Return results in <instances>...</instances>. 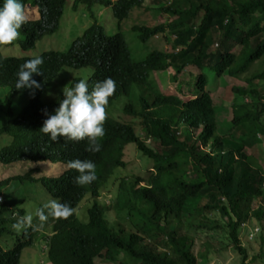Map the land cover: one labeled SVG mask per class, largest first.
<instances>
[{"label":"trees","instance_id":"1","mask_svg":"<svg viewBox=\"0 0 264 264\" xmlns=\"http://www.w3.org/2000/svg\"><path fill=\"white\" fill-rule=\"evenodd\" d=\"M171 1L158 9L159 15H170L171 22L156 27L144 21L132 25L131 30L143 43L166 32L173 36L170 51L153 50L138 63L132 62L123 34H105L96 21L93 6L110 7L121 24L135 9L144 6L145 0H75L72 9L77 11L82 5L94 23L66 52L50 50L38 55L44 61L39 66L41 74H33L32 79L41 85L40 89L15 87L20 65L35 57L0 53V88L9 89L0 102L5 122L0 126V136L11 140L0 149V164L50 162L67 167L63 173L43 178L34 177L37 169L30 170L23 176L3 180L0 186L6 187L16 180L38 182L52 199L75 209L67 219L49 216L41 222L36 216V226L22 230L14 247L4 250L0 246V264H19L23 250L41 232L49 234L45 240L51 264H98L99 259L109 264H209L206 254L197 258L194 239L184 231L188 202L198 198L208 202L201 203L195 219L198 214L207 213L225 216L230 246L241 257V264H251L239 227L250 219L257 224L264 220V176L248 162L245 151L259 142L257 132L264 134V126L259 125L264 116V70L252 71L253 65L264 58V0ZM23 4L25 9L38 13L36 19H27L22 25L16 40L27 51L59 30L68 0H23ZM216 44L222 51L213 53ZM236 45L241 46L238 55L233 53ZM205 66L211 67L210 74L197 72ZM64 68H92L90 90L97 82L112 78L117 93L109 97V109L135 116L142 135L133 126L107 115L105 135L97 141L98 152L86 150L87 139L71 141L58 137L54 142L40 132L47 114H53L59 106L63 93L50 104L43 103L41 98ZM189 70L197 72V79L187 97L172 91V95H165L149 81L154 73L161 72L177 84L183 73L191 75ZM225 73L246 83L232 89L234 127L230 132L236 136L230 135V142L217 136L211 95L218 86H211L209 81L210 75L223 77ZM133 86L140 93L136 97L140 110L135 111L128 103L117 109L119 98L130 96ZM18 94H23L28 103L15 115L10 105ZM245 98L255 104L254 110L245 105ZM141 140H150L153 147ZM129 144H134L152 162L153 171L148 167L140 180L146 188L136 189L138 175H119L127 168L125 149ZM161 150L172 154L175 162L168 165ZM75 159L95 163L94 181L85 185L75 183L78 173L67 166L68 161ZM104 192L113 195L109 204L100 201ZM221 198L226 201L221 202ZM87 201L91 204L87 221L83 222L77 211ZM110 210L118 213L116 222L110 221ZM44 211L47 213V209ZM16 215L23 216L24 210L0 205V237L12 233ZM171 218L177 220L174 228ZM219 225L213 229L206 224L203 229H222Z\"/></svg>","mask_w":264,"mask_h":264},{"label":"rangeland","instance_id":"2","mask_svg":"<svg viewBox=\"0 0 264 264\" xmlns=\"http://www.w3.org/2000/svg\"><path fill=\"white\" fill-rule=\"evenodd\" d=\"M75 0H68V4L64 9L63 17L60 22L59 30L50 36H46L38 41L35 46L27 51H23L18 41L10 46H1L0 53L3 56L11 57H36L44 51H59L66 52L71 43L77 38L81 37L84 32L94 23L90 18V13L82 5L77 11L72 9ZM154 0H145L144 6L137 8L133 11L131 17L125 20L123 23L118 24L114 19L112 9L102 6L101 4H95L93 6V12L95 13L96 21L99 25L104 27L105 33L108 36H112L118 32L123 34L131 57L134 61H142L153 50L157 51H170L172 48L173 36L166 32L159 34L158 38H152L148 43H143L138 38V35L131 30L132 25L144 21L151 27L163 25L169 23L172 17L170 15H159L158 9L161 6L170 5L171 0H161V2L153 3ZM175 1V0H174ZM147 7L149 10L144 12L143 8ZM146 9V8H145ZM26 17L29 20L36 19L38 13L34 9H25ZM238 52V50H236ZM260 68L264 70V58L253 65L252 71H258ZM190 71V70H189ZM211 73V67L205 66L197 72ZM191 75L187 72L183 73L177 84H172L169 77L161 72L153 74L158 82L159 88L162 91H172L181 96H188L189 91L195 86L197 79V72L190 71ZM93 74L92 68H84L80 70H74L71 68H64L59 75L48 85L47 90L43 94L41 100L45 104L53 103L59 94L62 93L63 87L72 82L75 78L85 79L90 81ZM152 76V77H153ZM219 78V79H218ZM210 85L218 86L213 90L212 100L213 106L216 112L217 126H221L220 135L224 136L230 127V122L233 119L232 103H233V87H244L246 83L244 80H238L225 73L223 77L216 75L209 78ZM71 84H69L70 86ZM91 86V85H90ZM9 89L4 87L0 88V102L5 98ZM249 102V100H248ZM28 99L23 94H18L14 97L12 104L10 105L11 111L17 115L20 110L26 106ZM216 107V108H215ZM218 121L220 123L218 124ZM130 122V120H128ZM3 116L0 114V126L4 125ZM260 128L259 126L257 129ZM138 133H141V129H137ZM259 133V132H258ZM262 135V134H259ZM263 136V135H262ZM264 137V136H263ZM10 138L7 136H0V149L10 143ZM246 154L249 157L252 164L259 168L264 173V140L258 144H255L251 148L246 149ZM126 161L128 166L125 171L119 175L138 177L144 174V171L152 164L148 158H143L136 150L134 144H129L126 148ZM64 164H52L50 162L43 163H17L9 166L0 164V183L3 180L15 177L23 176L30 170L37 169L34 174L35 178H43L49 176H55L63 173L66 170ZM139 170V171H138ZM114 185V184H113ZM113 196L111 193L104 192L100 198V201L105 200L108 204L109 200ZM0 198L5 208H12L16 210H24L25 214L33 216L32 224L30 226H36L35 210L40 207H44L52 198L47 194L46 190L38 182H20L13 181L8 186H0ZM104 202V203H105ZM207 199L198 198L191 200V212L194 213L201 203H207ZM91 201L84 202L80 209L77 211L78 217L83 221H87V209L89 208ZM83 209V211H82ZM83 213L85 215H83ZM110 221L116 222L118 220V213L114 210L108 211ZM211 214V213H209ZM186 218L188 215L185 216ZM18 215L15 219H19ZM209 221V222H208ZM227 218L222 214H216L210 216L207 221L208 227L216 229L219 225L222 229L214 230L212 232L208 229H201L198 227L188 226V220H185V230L189 231L194 239V253L199 257L201 253L206 254L210 260L209 264H241V257L230 246L229 239L227 240ZM198 221L193 220L194 225H198ZM254 227L261 228V233L254 241H248L246 232L241 230L240 239L242 245L247 249L248 261L251 264H264V221L261 224L253 223ZM29 226V227H30ZM22 235V230L17 231L12 229V233L4 234L0 237V246L4 250H8L17 242V238ZM45 232H41L35 237L33 244L23 250L19 264H51L48 259V240ZM46 239V240H45ZM98 264H109L103 262V260H97Z\"/></svg>","mask_w":264,"mask_h":264},{"label":"clouds","instance_id":"3","mask_svg":"<svg viewBox=\"0 0 264 264\" xmlns=\"http://www.w3.org/2000/svg\"><path fill=\"white\" fill-rule=\"evenodd\" d=\"M171 21L172 19L170 20V22ZM26 22H27V17L25 13L23 0H2V3H0V46L11 45L14 41H16L20 36V29L22 25H24ZM101 27L104 29L103 26ZM154 38H158V35ZM236 46L237 48L233 50V53L238 55L240 53L241 46L239 45ZM236 50H238V52H236ZM221 51L222 48H218V44H216L215 49L212 52L216 53ZM129 55L132 62L134 63L140 62V61L137 62L134 61L131 57V54ZM43 62L44 61L41 56H36L35 58L26 60L22 65H20L19 70L16 74L17 75V80L15 84L16 89L18 90L24 88L30 90L40 89L41 85L35 79H32V76L33 74L36 75L41 74V70L39 66H41ZM149 81L154 82L156 88L161 93L165 95H172L171 91H162L159 88L158 82L156 81L154 76L153 77L151 76V79H149ZM69 84H72V86H69ZM69 84L63 87L62 89L63 98L59 101V106L55 109L53 114H47V119L44 120L43 125L39 130L40 132L47 134L50 140L55 142L58 139V137H63L71 141H83L87 139L88 148L86 150L92 152H98L100 150V145L97 141L98 139L102 138L105 135L104 121L106 119V115L108 117L110 116L116 121L122 122L123 124L133 126L136 129V132L138 133L137 129H139L138 125L140 124V121L136 119L135 116L128 115L126 112L123 113L122 111L109 109V104H108L109 97L113 98L117 93L115 90L116 83L112 78L108 77L105 78L103 81L97 82L92 90H90L92 86L91 79L89 81V86L85 79H79L74 83L69 82ZM134 87L135 86H133L132 88L130 96L123 95L119 98L120 101L116 104L117 109L123 108V106L126 103H128V105L129 104L133 105L135 111L140 110V105L136 98L137 96L136 97L133 96V94L139 92L137 89H134ZM244 101L246 103L245 105L248 108L254 110L255 104H253V102H251L250 99L245 98ZM216 116L217 115L215 112L217 136H219L221 139H223L226 142H230L231 141L230 135L236 136L234 132H230L234 127L233 119L230 122V127L228 128L226 134L224 136H221L220 135L221 126H219L218 128ZM233 118H234V114H233ZM128 120H130V122H128ZM219 123L220 121H218V124ZM259 125L264 126V116L262 117L261 123H259ZM259 134H261V132L259 133L257 132L256 134V138L259 141L258 143L264 140L263 137L264 134H262L263 136ZM139 135L142 134L140 133ZM143 139L145 138L143 137ZM183 139L184 137L180 141H183ZM141 141H143L147 146L153 147L150 140H141ZM159 152L167 157L166 161L168 165L173 164L175 162L173 155L166 153V150H161ZM140 155L143 156L141 153ZM125 158H126V149H125ZM143 158L146 157L143 156ZM248 162L250 164L252 163L250 159ZM67 166L70 169H74L78 173V175L75 177V183L77 185H85L91 183L96 178L95 176L96 165L91 160L75 159L68 161ZM151 167L152 164L149 166V169L153 171ZM261 174L264 176V173L261 172ZM145 175H146V171H144V174L140 176L139 184L136 186V189L147 187L145 182L140 181L142 178H144ZM220 200L221 202L226 201L224 198H221ZM257 204L258 203L255 202L254 207H256ZM198 208L195 209L194 213H192L191 200H189L188 211L185 213L183 219L191 222L190 224H188V226L198 227L203 229L204 226L207 224V223H203V221H207L212 215L209 213L203 215L198 214L199 217L195 219ZM44 209H47V213H45ZM74 211L75 209L70 207L68 203H60L57 200L52 199L47 204H45L43 208H37L35 210V215L38 217V219L41 222H43L46 221L49 216L53 218L67 219L73 215ZM186 215H188L187 218L185 217ZM171 219L173 220L171 221V226L174 228L176 226V223L174 221L177 220L175 218H171ZM32 220H33L32 215L25 214L21 216L12 225V228L17 231L25 230L27 227H29L32 224ZM193 220L198 221L199 222L198 225H194ZM253 223L254 222L252 221V219H250L247 222H243L239 227L240 231L241 230L247 231L246 236L249 242L254 241L262 231L260 227L258 226L254 227ZM184 231L185 233L189 234V231L187 230Z\"/></svg>","mask_w":264,"mask_h":264},{"label":"bare ground","instance_id":"4","mask_svg":"<svg viewBox=\"0 0 264 264\" xmlns=\"http://www.w3.org/2000/svg\"><path fill=\"white\" fill-rule=\"evenodd\" d=\"M134 89H137V90H138V88H137L136 86L134 87ZM139 94H140V93H135V94H133V96L136 97V96H139Z\"/></svg>","mask_w":264,"mask_h":264}]
</instances>
